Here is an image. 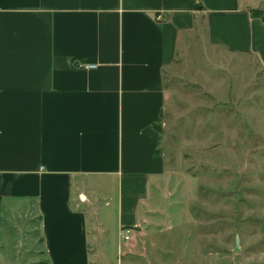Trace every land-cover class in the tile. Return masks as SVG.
<instances>
[{"label": "crops", "instance_id": "1", "mask_svg": "<svg viewBox=\"0 0 264 264\" xmlns=\"http://www.w3.org/2000/svg\"><path fill=\"white\" fill-rule=\"evenodd\" d=\"M201 34L264 70L246 0H0V264L132 253L168 172L166 73Z\"/></svg>", "mask_w": 264, "mask_h": 264}, {"label": "rangeland", "instance_id": "2", "mask_svg": "<svg viewBox=\"0 0 264 264\" xmlns=\"http://www.w3.org/2000/svg\"><path fill=\"white\" fill-rule=\"evenodd\" d=\"M246 2L264 19V0ZM189 46V62L165 77L157 205L130 231L132 253L112 264H264L263 66L202 34Z\"/></svg>", "mask_w": 264, "mask_h": 264}, {"label": "built area", "instance_id": "3", "mask_svg": "<svg viewBox=\"0 0 264 264\" xmlns=\"http://www.w3.org/2000/svg\"><path fill=\"white\" fill-rule=\"evenodd\" d=\"M75 66L78 69L89 70V69H93V68L97 67V64H95V63H86V62L79 61V62L75 63ZM124 238L126 240H128L130 237L128 235H125Z\"/></svg>", "mask_w": 264, "mask_h": 264}, {"label": "trees", "instance_id": "4", "mask_svg": "<svg viewBox=\"0 0 264 264\" xmlns=\"http://www.w3.org/2000/svg\"><path fill=\"white\" fill-rule=\"evenodd\" d=\"M251 13L254 17H258V18H260L263 14V13H261L260 10H253V11H251ZM262 20L264 21V19H262Z\"/></svg>", "mask_w": 264, "mask_h": 264}]
</instances>
